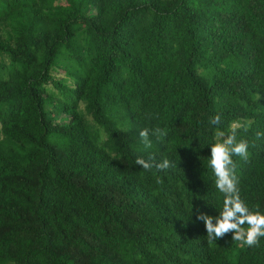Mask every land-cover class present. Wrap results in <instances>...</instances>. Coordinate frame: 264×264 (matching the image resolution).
<instances>
[{"label": "trees", "instance_id": "16d2710c", "mask_svg": "<svg viewBox=\"0 0 264 264\" xmlns=\"http://www.w3.org/2000/svg\"><path fill=\"white\" fill-rule=\"evenodd\" d=\"M218 130L264 214V0H0V264H264L196 219Z\"/></svg>", "mask_w": 264, "mask_h": 264}, {"label": "clouds", "instance_id": "9594fccd", "mask_svg": "<svg viewBox=\"0 0 264 264\" xmlns=\"http://www.w3.org/2000/svg\"><path fill=\"white\" fill-rule=\"evenodd\" d=\"M210 123L219 125L221 116H214ZM139 135L145 148H150L152 146L150 135L160 141L167 136V131L159 127L151 130L145 128ZM261 135L264 133H257L258 138ZM216 136L222 138L225 137V133L218 130ZM233 155L243 159L248 157V143L244 140L237 142L235 132L228 134L222 142L211 145L208 165L215 176L216 189L223 195L222 210L218 216L213 217L197 209L196 219L203 221L208 243H214L231 233L233 240L252 247L258 244L261 237H264V214L259 211H251L241 199L238 178L235 175V165L232 160ZM135 165L140 166L145 171L155 169L157 172L173 167L177 168V164L168 159L158 162L153 156H149L147 159L138 157L135 160Z\"/></svg>", "mask_w": 264, "mask_h": 264}]
</instances>
